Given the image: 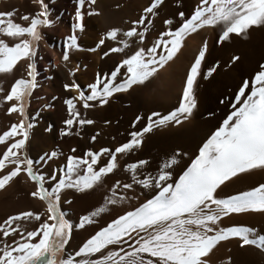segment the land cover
<instances>
[{"label": "snow or ice", "instance_id": "snow-or-ice-1", "mask_svg": "<svg viewBox=\"0 0 264 264\" xmlns=\"http://www.w3.org/2000/svg\"><path fill=\"white\" fill-rule=\"evenodd\" d=\"M33 2L39 5V11L34 15L21 17L23 21H30L26 26L13 21L12 11L0 12V36L17 41L9 45L5 39L0 38V74L11 73L21 59L29 61L27 78L15 79L10 90L2 97L3 102H11L7 113H17L20 120L0 133V144L11 140L0 154V172L4 173L0 174V189H4L20 174L26 175L35 184V190L30 195L46 205V219H42L39 213L23 211L9 215L0 222V239L18 236L11 244L5 242L0 246V264H57L58 254H62L59 264H210L208 257L214 247L230 238H237L241 247L254 246L264 251V234H259L256 229L243 225H218L222 218L230 214L264 213V183L224 198L216 195L218 189L233 178L254 169H264V63L259 65V70L250 82H242L236 94L239 105L203 142L198 154L175 180L174 186L167 183L170 173L166 170L176 163L174 158L161 166L155 180L150 177L136 179V169L146 161L139 160L126 165L127 170L133 172L134 183L143 188L154 184L155 194L138 207L101 227L78 250H66L73 227L80 229L93 223V217L103 213L105 207L100 206L80 216L79 222L73 225L60 207L62 191L72 189L76 193H87L101 182L103 176L117 167V154L128 153L141 145L144 133H149L156 127L180 125L189 118L195 106L193 84L205 57L207 42L199 48L187 71L177 107L165 115L151 113L147 117L148 123L141 131L131 132V138L115 147L114 151L102 147L99 151L87 150L82 157L68 155L62 167L54 169L50 176H45L34 165L47 163L57 156V152L46 153L39 160L27 156L25 148L33 124L26 122V107L28 98L38 86L32 61L36 55V42L41 39L40 28L50 27L54 21L49 18L44 0ZM94 3L95 0H76L72 32L63 45L64 61L69 58V49L79 47L76 32L83 30L85 13L82 8ZM162 3L163 0H151L143 8L139 18L132 21V26L123 32L124 38L118 41L119 46L109 48L103 56L122 52L128 46L129 38L138 37L143 42L147 26L152 25V17L158 15L157 9ZM93 14L98 13L92 10L87 12V15ZM177 15L181 20L179 26L175 29L166 28L150 47L137 48L131 55L121 59L106 76L98 74L95 81L88 85L89 94L85 95L75 81L63 85L66 91L76 90L78 95L63 101L68 118L63 121L65 128L61 129V136L70 135L74 123L79 126L93 123L80 115L76 101L84 109H89L94 106L90 102L104 105L114 93L126 92L133 86H144L159 69L173 60L185 38L197 30L205 26L218 27L219 43L227 40L231 34L239 36L252 26L264 25V0H199L189 16L185 17L183 12ZM172 23V19L163 21L165 26ZM118 32L117 28H111L105 36L109 40H117ZM105 36L101 37L96 48L104 44ZM96 48L88 51H95ZM231 59L236 61L238 57L233 56ZM212 70L205 73V76ZM69 75H72L71 71ZM249 86L250 91H246ZM140 119V116H136L133 123ZM95 139V136L91 137V140ZM71 151L75 152V149ZM102 154H107L110 158L104 166L97 167ZM9 168L10 170H6ZM46 181L51 182L49 186H46ZM117 187L128 190L132 188V184L121 185L119 181L113 184L112 196L106 199L107 204H116L125 198H117ZM64 203L68 204L70 201L64 200ZM21 220L35 221L37 227L21 231ZM121 244L126 245L127 250L119 247Z\"/></svg>", "mask_w": 264, "mask_h": 264}, {"label": "bare ground", "instance_id": "bare-ground-1", "mask_svg": "<svg viewBox=\"0 0 264 264\" xmlns=\"http://www.w3.org/2000/svg\"><path fill=\"white\" fill-rule=\"evenodd\" d=\"M44 2L48 7L49 18L53 20L54 23L47 28L41 27V39L39 40L36 56L34 58V60L38 61L36 64L38 65L36 71V82L38 86L34 89V94L32 97L34 99H37H31V105H34V103H36L35 101L41 102L42 112L44 113L45 111H48V114H45L46 112L44 113V115L40 114L41 116L45 117H40L39 115V119L38 117H36V113L34 117L31 116L32 118L28 119L27 123H32L33 128L29 132V138L26 143L25 153L29 158L32 159V156H34V152L39 153L40 150H43L44 147L47 146V148L51 149V152H57V156L52 158L50 161H57L62 164H65L68 155L82 157L80 156L81 150L79 149V147L82 144H86V139L88 135L96 137L94 142L99 144L100 148L103 147L108 148L110 150L114 146L117 147L127 142L128 137L120 138V140H118L113 135V132H106L104 130V128L100 124L102 105H100L98 102H90L94 106L89 109H84L79 101H76V107L80 115L86 119L92 120L93 123L91 125L84 126H79L74 123V126L70 130V135H60L59 129L65 128L63 121L68 118L67 107L66 105H64L63 101L67 98L78 95L76 90L73 91L72 95L69 94V91H66L63 85L65 83L70 84L73 81L78 84L79 80H81V78H83L88 73L85 69V65L84 67L82 65L77 67L76 64L72 65L69 63V60L71 58H76V56L79 55V51L80 53L82 52V54L79 55H82V57L85 51H82L80 48L79 51L78 49L69 50V58L67 61H64L62 59L63 55L61 54L62 46L64 45L66 37L72 32V25L75 20L76 0H44ZM103 2L104 0H97L96 4H98L99 6ZM100 7L101 6H99V8ZM97 8L91 10L97 13ZM89 9V5L87 4L82 8V11L85 13L82 20L83 30H78L77 32H92V30H99V15H87V12L90 11ZM8 11H12L14 13L12 17L14 22L21 23L22 25L26 26V24L30 21H23L21 20V17L24 15H34L37 11H39V5L34 3L33 0H0V12ZM89 26L91 29L86 28ZM251 32L264 33V25L250 27L248 30H246V35L244 37L246 38L247 36H251ZM231 36L232 35H230V38H232L234 35L232 37ZM252 36L250 40L245 39L246 44L251 42ZM0 38L5 39V41L9 45L14 42H17L4 36H0ZM132 52L133 51L131 44H129L128 42V46L124 48L122 52L110 53L108 55V62L110 61V64L119 63L121 59L125 58L128 55H131ZM231 55L232 54H230V56ZM82 59L85 60V58H81V60ZM49 60H52V62L54 63H48ZM28 62L29 61L26 58L21 59L14 66L13 71L11 73L0 74V89H2V91H0V133L7 130V128L10 127L12 123H17L20 120V116L17 113H7V108L10 106L11 102H3L2 97L3 95H6L8 90H10L11 84L15 81V79L21 77L27 78L26 72ZM99 63L100 61L94 63L93 68H97L100 65ZM174 68L176 67L174 66ZM178 68H180L179 65ZM70 71L72 72V75H69ZM165 72L169 74L168 70H164V73ZM174 84L177 83L174 82ZM154 95L156 98H163L166 96V102H169V97H171V94L167 96L164 92L162 95L157 93ZM48 97H50L51 100H48ZM53 97H56V99H52ZM185 123L186 121H182V123L180 124V126H182L184 130L177 137L176 141L178 144H175L177 146L176 148L180 150V152L173 157L176 163L171 165L168 169L170 176L167 183L172 184L173 186L175 180L179 178V176L191 163V160L194 159L195 156L198 154L199 147L203 144L202 139L205 136L202 135V137L198 138L199 140H197V143L195 142L196 144H193L191 147L185 145V143H183L182 138L185 137L188 139L190 133H192V131H190L191 128L185 125ZM48 125H50V127H48ZM77 128H79L78 132ZM166 133L167 127L164 126L161 129L160 134L162 136ZM147 139L148 135L145 134L142 136L143 142H146ZM191 140L193 141V138H191ZM10 142L11 140L0 144V154H2V152L7 147V143ZM186 148L189 151L185 152ZM72 149H75V152H72ZM109 158L110 157L107 154H102L101 157L98 159L97 167L104 166ZM133 158V150H130L128 153L125 154H117V167L113 170V172L103 176L101 178V182H99L96 186H94L92 190H89L85 194L76 193L72 189H65L62 191L61 198L70 201V203L68 204H65L63 201L62 207L63 209L67 210L65 212L66 218L69 219L73 223V225L79 222L80 216L86 215L100 206L105 207V211L103 213H101L99 216L93 217V223L86 224L83 226V228L80 229H76L75 227H73L70 241L66 246V250L68 252H74L75 250H78L79 246H81V244L86 239H88L101 227L106 226L108 222L115 219L119 215H123L125 212L133 210L134 207H138L139 204L145 202V200L147 199H150L151 196L155 194L156 189L154 184L151 185L149 188H143L142 185L134 183L132 179L133 172L127 170L126 168V165L133 163ZM147 159L148 155H145V157H143L142 159L146 161L144 165L148 164ZM140 169H142V166H138L135 171V176L137 180H140L144 177H149L146 174L144 175L142 173L137 172V170L140 171ZM6 170H10V168ZM0 174L4 173L0 172ZM117 181H119L121 185L124 183H130L132 184V188L125 190L122 187H117V189L115 190L117 198H119L120 196H123L125 198L123 200H119L116 204H107L106 199L112 196V186ZM262 183H264V169H254L246 174L238 176L237 178H233L230 182H227L220 189H218L216 195L218 198H224L226 196L234 195L241 191L250 190L251 188L257 187L259 184ZM46 186H49V184L46 183ZM7 187L12 188V195L8 192ZM34 190V182L30 181L24 174H20L17 178H14L12 181H10L4 189H0V222H3L9 215H15L23 211L39 213L42 219H46V205L39 199L33 198L30 195V192ZM19 224L21 231L34 230L35 226L37 225L35 221L24 220H21ZM218 225L219 227H227L232 225L249 226L256 229L259 234H264V213L248 212L244 214H230L228 217L222 218L221 221L218 222ZM141 235H143V233H141ZM13 239H18V236H10L6 240L0 239V246H2L5 242L11 244ZM129 243H131V241H129ZM119 247H123L125 248V250H127L126 245L121 244ZM261 252L262 251L260 249H257L254 246L241 247L240 241L237 238H230L229 240L219 242L218 245L215 246L214 249L211 251L208 259L210 264H264V253ZM145 258H147L146 254Z\"/></svg>", "mask_w": 264, "mask_h": 264}, {"label": "rangeland", "instance_id": "rangeland-1", "mask_svg": "<svg viewBox=\"0 0 264 264\" xmlns=\"http://www.w3.org/2000/svg\"><path fill=\"white\" fill-rule=\"evenodd\" d=\"M150 2L151 0H104V2L99 5L101 6L100 9L98 4H96V0L94 4L89 5V10L97 8L98 6L97 15H99V30H92V32H76L79 45L77 49L78 51L81 49L82 51H85V53L82 57V55L79 56L82 54V52L80 53L79 51V55L76 56V58H71L69 60L70 64H76L77 67L80 65L84 67L85 65L88 74L86 73L87 75L84 77L82 76L83 78L78 82V85L81 90L83 89L82 91L85 92V95L89 94L90 90L88 89V85L94 82V79H96L98 74L101 77L106 76L110 73L112 67L114 68L117 64H110L111 62H108L109 56L105 57L103 56V53L107 52L108 49L113 46H119L118 41L124 38L122 35L123 32L127 31L132 26V21L139 18L143 8L147 7ZM198 4L199 0H163L162 5L157 9L158 15L152 17V25L147 26L145 40L141 42L138 37L129 38L128 42L131 44L132 51L134 52L137 48L150 47L159 37V34L165 31L166 28L170 27L175 29V27L179 26L181 20L177 13L183 12L185 17H187ZM165 19H172L173 23L170 26H165L163 24ZM86 28L91 29L90 26ZM111 28H117L119 30L117 40H109L106 38L105 34ZM41 29L42 28H40V32ZM139 30L140 28H138V31ZM219 34L220 29L218 27L205 26L197 30V32L188 35L173 60L169 61L162 69H159L156 75L151 78L149 82H146L144 87L133 86L128 90L129 92L114 93L113 96L108 99V102L102 105L100 124L104 130L106 132H113V135L118 140L124 137H128L129 140L131 138L129 135L131 132L141 131V129L148 123L147 117L151 115V113L157 112L161 115H165L174 107H177L182 95L187 71L195 56L198 54L199 48L206 41L207 47L205 57L201 61L199 74L193 84L192 96L195 101V106L185 123V125L191 128L190 131H192V133H190L188 139L185 137L182 138L183 143L189 147L193 144L195 145L197 140H199L198 138L202 137V135H205L202 139V142H204L208 136L220 126L223 120L234 110V108L239 105L240 102L236 100V94L242 82L244 80H249L250 82L255 72L259 70V65L264 63V33L251 32V36L253 35L252 40L247 44L245 43V39L250 40L251 36L245 38L244 36L246 35V32L239 36L231 34L232 36L234 35L233 37L231 36L233 39L229 37V40L227 39L218 43ZM235 35L236 37L238 36V39ZM102 36H105V42L97 49L96 45ZM38 44L39 41L36 42V51ZM90 48H96V51H88ZM228 50L232 52H229ZM61 54L63 55V46ZM230 54L232 55L230 56ZM35 56L33 57V63L36 75L38 68V65L36 64L38 61L34 60ZM233 56L238 57V60L232 61L231 58ZM81 58H85V60H81ZM97 60L100 61V65L97 68H93V64L98 62ZM48 63L53 64L54 62L49 60ZM178 65L180 68H178ZM174 66L176 68H174ZM210 69L213 70L209 75L205 76V73H208ZM164 70H168L169 74L165 72V75ZM121 78H123V70L121 72ZM116 82L118 83L119 80ZM174 82L177 84H174ZM73 91L75 90H69V94L72 95ZM246 91H250V86ZM33 92L27 101L26 115L28 119L32 118L31 116L34 117L36 113V117L38 118L40 114L44 115L45 112V114H48V111H45L44 113L42 112L41 102L35 101L36 103L31 105V99H37L32 97L34 94ZM163 92L166 95L168 93L171 94L169 102L165 101L166 96L163 98H156L154 95L156 93L162 95ZM50 97H48V100H51ZM41 115L40 117H45ZM136 116H140L141 119L133 123ZM153 119L155 120L156 117H153ZM26 122H28V120ZM48 127H50V125H48ZM166 127L167 133L162 136L160 133L163 127H156L153 128L151 132L144 133L143 135H148L146 142H143L142 140L140 146L132 149L134 151L133 163L142 160L145 155H148V164L143 165L144 167L142 166V169H140V171L137 170V172L144 175L146 174L152 180H155L157 177L161 166L180 152L175 144H178L176 140L178 135L183 132V127L174 124ZM59 131H61V129H59ZM91 137L92 135H88L86 144H82L80 146L81 148L79 147L81 150L80 156H83V153L87 150H99L100 145L92 141ZM191 138H193V141ZM115 147L116 146L112 147L110 151H114ZM187 151L189 150L186 148L185 152ZM40 152H34L32 159L39 160L46 153H51V149L45 146ZM50 160L41 166L34 165V168H37V170L42 172L45 176H50L54 169H58L64 165L60 162H52ZM168 169L166 170L168 171ZM46 183L50 185L51 182L46 181ZM7 190L12 195V188L7 187ZM63 201L64 199L61 198L60 207L62 211L66 212L67 210L62 207ZM35 227H37V225ZM262 252L264 253V251ZM57 257L60 260L62 254L56 256L58 264L59 260Z\"/></svg>", "mask_w": 264, "mask_h": 264}]
</instances>
